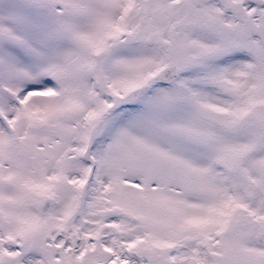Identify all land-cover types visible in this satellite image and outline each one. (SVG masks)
Instances as JSON below:
<instances>
[{"label": "snow or ice", "instance_id": "snow-or-ice-1", "mask_svg": "<svg viewBox=\"0 0 264 264\" xmlns=\"http://www.w3.org/2000/svg\"><path fill=\"white\" fill-rule=\"evenodd\" d=\"M0 264H264V0H0Z\"/></svg>", "mask_w": 264, "mask_h": 264}]
</instances>
